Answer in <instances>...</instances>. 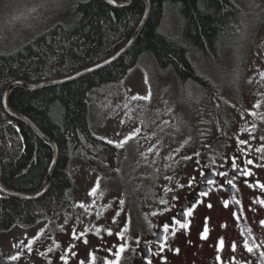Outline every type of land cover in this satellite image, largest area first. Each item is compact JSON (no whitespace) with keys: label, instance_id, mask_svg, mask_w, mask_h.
Returning a JSON list of instances; mask_svg holds the SVG:
<instances>
[{"label":"trees","instance_id":"trees-1","mask_svg":"<svg viewBox=\"0 0 264 264\" xmlns=\"http://www.w3.org/2000/svg\"><path fill=\"white\" fill-rule=\"evenodd\" d=\"M150 2L140 33L113 61L66 81L37 89L16 85L10 90V106L53 138L59 155L51 184L39 197L21 198L0 186V230L29 227L71 207L74 181L70 165L74 158L91 162L105 175L116 173L118 146L95 133L90 120V93L95 87L122 80L143 56L151 55L159 70L175 75L178 100L190 111L202 115L189 95L191 84L196 83L202 92L200 103L215 113L214 98H220L224 87L217 77L202 72L194 57L217 65L231 45L238 52L247 38L248 14L236 0ZM145 9V0H129L123 6L107 0H72L70 23L57 21L16 47L0 50V177L4 184L22 192L40 190L54 153L51 143L5 108L3 96L9 84L14 80L29 83L59 79L104 60L130 40ZM169 10L179 18V35L164 27ZM257 18H264V8ZM228 88L233 89L231 85ZM210 133H217L216 125ZM0 264L17 263L7 259L0 247Z\"/></svg>","mask_w":264,"mask_h":264},{"label":"rangeland","instance_id":"rangeland-1","mask_svg":"<svg viewBox=\"0 0 264 264\" xmlns=\"http://www.w3.org/2000/svg\"><path fill=\"white\" fill-rule=\"evenodd\" d=\"M236 1L248 14L247 38L242 40L239 51L235 53L231 45L217 65L199 61L198 57L194 60L202 72L217 77V82L224 87L220 100L221 115L227 126L229 123L225 134L231 139L236 131L244 134L247 120V124L253 126L250 128L260 136L252 137L254 148H258L264 145L261 139L264 137V75H261L264 73V18L258 20L257 16L264 8V0ZM41 4L44 7L39 8ZM33 8H39L38 12L30 13ZM165 17V29L179 35L177 14L169 10ZM72 19V0L1 1L0 50L16 47L57 21L70 23ZM176 83L170 70H159L155 59L145 55L122 80L92 90L89 99L91 124L96 134L118 146L116 173L102 175L88 162L74 158L70 165L74 181L70 190L72 206L37 225L0 230V247L6 258L18 256L13 260L18 264H45L43 249L55 250L61 237L68 240L74 231L76 235L85 231L87 225L91 249L115 248L123 241L127 243L133 220L142 218L149 224L155 216L153 213L158 214L173 196H178L179 185L185 184L182 171L185 167L195 169L197 142L203 126L199 122L204 117L210 120L213 113L200 103L202 92L198 84H191L190 99L202 109L204 117L179 102ZM230 85L233 89L228 88ZM149 94V100L133 99ZM120 142H124L122 147ZM253 154L254 160L260 159L264 165L261 159L264 153H257L255 149ZM177 176L180 177L177 179ZM98 179L97 191L90 194ZM168 188L172 191H166ZM161 199L168 203L161 204ZM261 209L263 213L264 206ZM57 229L61 230L56 232ZM78 250L82 251L83 247ZM111 253L108 249L106 255ZM96 255H91L94 261Z\"/></svg>","mask_w":264,"mask_h":264},{"label":"flooded vegetation","instance_id":"flooded-vegetation-1","mask_svg":"<svg viewBox=\"0 0 264 264\" xmlns=\"http://www.w3.org/2000/svg\"><path fill=\"white\" fill-rule=\"evenodd\" d=\"M221 102L219 97L214 98L217 109L210 121L204 116H202L204 120L199 119V123L203 125L197 142V153L200 155L195 158V169L185 167L182 171L185 184L179 190L178 199L171 200L162 211L151 218L149 224L144 223L142 218L133 220L132 227L130 226L131 236L127 237V243L125 241L121 243L129 246L126 245L125 251L119 257L116 253L121 244H117L115 248L91 249L89 246L91 237L88 235L87 225V229L81 232L83 236L80 235L81 233L75 237L72 235L68 237V240H66L67 237L65 239L61 237L55 250L43 249L42 256L45 264H65L61 256L66 258L67 264H81V262L106 264L107 261H113L114 264H148L149 261L151 264H249V262L264 264V259L259 255L261 251H264V225L260 224V221H264V212H261V207L264 205L256 202L264 200V189L258 186V183H264V167L261 166L260 159L254 160L253 152L256 148L252 138L260 136L256 135L253 128H250L253 126L247 124V120H245L244 134L236 131L232 139L225 134L229 123L227 126V122L221 116ZM222 124L223 128L218 130ZM213 125L217 127L216 134L210 133ZM241 140L248 143L240 144ZM234 157L238 158L236 162L241 165V168L244 167L247 159H252L254 163L247 167L253 175L239 176V169L234 170L231 167ZM214 170L215 172L225 171L228 177L236 175L238 178L234 181L235 187L228 185L227 178L216 175ZM179 177L177 176V179ZM193 177L194 185L190 187L188 182ZM209 177L215 179L217 184L207 185L206 179ZM220 184L224 187H219ZM206 189L208 195L198 199V193ZM236 200L240 203H235ZM209 204L212 207H208ZM183 206H193L190 215L180 214ZM165 209L170 210L165 211ZM173 216L188 226L181 228L171 219ZM165 222L171 225L167 234L162 230ZM206 227L208 231L204 238L202 234ZM59 230L61 229H57L56 232ZM165 235L167 246L163 251H159L158 246L164 243ZM221 238L224 239L222 248L219 245ZM245 239L250 245L255 244L259 247L252 253H248L243 246ZM149 240L152 241L151 245L145 243ZM78 241L80 246L77 248ZM232 242H236L235 251L232 250ZM49 243L52 246L51 242ZM81 247L83 250L79 251ZM108 249H111L112 253L106 255ZM95 253L96 261L92 262L91 255ZM217 256L220 257L219 260Z\"/></svg>","mask_w":264,"mask_h":264},{"label":"snow or ice","instance_id":"snow-or-ice-1","mask_svg":"<svg viewBox=\"0 0 264 264\" xmlns=\"http://www.w3.org/2000/svg\"><path fill=\"white\" fill-rule=\"evenodd\" d=\"M114 2H115V0H114ZM42 7H44L43 4H41L39 6V8H42ZM39 8H33V9H31L30 10V13H36V12H38ZM97 67H99V65H97ZM261 75H264V73H262ZM189 95H191V94L189 93ZM133 99L149 100L150 99V94L147 95V96H144V97L134 96ZM261 139H264V137H261ZM108 143L111 144V143H113V141L109 140ZM123 143L124 142H120L119 146L122 147L123 146ZM239 143L240 144H247L248 141L241 140V141H239ZM256 152L257 153H264V145H262L261 147L256 148ZM195 155L196 156H199L200 153H195ZM184 159H191V157H184ZM237 159L238 158H236V157L233 158V162L231 164L232 169H234V170L239 169V173H238L239 176H245V177L252 176L253 175V172L247 166L248 165H252L254 163L253 160L252 159H247L245 161L244 167L241 168V165L236 162ZM261 159H264V156H262ZM261 166H264V165H261ZM214 173L216 175H219V176H222V177H226L227 178L226 179V183L228 185H232L233 187H235L234 181L238 178L236 175H234L232 177H228V173L227 172H225V171L215 172V170H214ZM201 174L203 175V170L201 171ZM166 179H171V178L170 177H167ZM194 181H195V178L194 177L189 179V182L188 183H189V186L190 187L194 185ZM245 183H247V181H245ZM206 184L209 185V186L215 185V184H217V181L215 179L209 177V178L206 179ZM254 186H256V185H254ZM258 186L261 189H264V183H258ZM98 187H99V179L97 180V185L95 187H93V189L91 190V193L90 194L95 193L97 191V188ZM179 187L182 188V187H184V185H179ZM219 187L223 188L224 185L223 184H220ZM166 191H172V189L168 188V189H166ZM207 195H208V190L207 189L206 190H202V191H200L198 193V199L200 197H206ZM177 199H178V197L173 196V200H177ZM256 202L259 203V204H261V205H264V200H257ZM121 203H123V201H121ZM160 203L161 204H167L168 201H166L164 199H161ZM235 203L239 204L240 201L239 200H236ZM193 206H183L182 209L180 210V214L182 216H188V215H190L191 212H192V207ZM225 206H227V201H225ZM208 207H212V205L209 204ZM168 210H170V209H165V211H168ZM253 210H255V209H253ZM153 215H156V213H153ZM171 219L175 222V224H179L181 228H186L188 226L186 223H181V221L179 219H177L175 216H173ZM260 224L261 225H264V221H260ZM170 227H171V225L169 223L165 222L162 225L163 233L167 234ZM207 231L208 230H207V227H206L204 233L202 234V236L204 238H206ZM80 235L83 236L84 234L81 233ZM109 235H111V230H109ZM118 235H122V233H118ZM73 236L74 237L76 236L75 231L73 232ZM33 239H35V238H33ZM86 242L87 241H85V243ZM166 242H167V236L165 235L164 236V243H161L158 246L159 247V251H163L164 250V248L167 246V243ZM137 243H139V240H137ZM145 243L151 245L152 244V241H150V240L149 241H145ZM219 245H220L221 248L223 247V245H224V239L223 238H221L219 240ZM243 246H244V248L246 249V251L248 253H252L255 248H258L259 247V245H255V244L250 245L247 239L244 240ZM231 247H232V250L235 251L236 250V247H237L236 242H232ZM125 248H126V245L125 244H121L120 245V249L116 253L117 257H119L120 254L125 251ZM29 250H31L30 245H29ZM48 251H52V249L49 248ZM69 251H70V249H69ZM149 251H151V248H149ZM259 255H260V257L262 259H264V251H261L259 253ZM10 259L16 260V259H18V256H13ZM61 259L62 260H65V264H67L66 258L64 256H61ZM219 259H220V257L217 256V260H219ZM92 260L94 262V260H95V257L94 256L92 257ZM81 264H83V262H81ZM106 264H114V262L113 261H107ZM148 264H151V261H149ZM249 264H250V262H249Z\"/></svg>","mask_w":264,"mask_h":264},{"label":"water","instance_id":"water-1","mask_svg":"<svg viewBox=\"0 0 264 264\" xmlns=\"http://www.w3.org/2000/svg\"><path fill=\"white\" fill-rule=\"evenodd\" d=\"M107 1H109L112 4L117 5V6H123L129 2V0H115V2H114V0H107ZM145 1H146V9H145L144 15L142 17V20L138 24L134 34L130 38V40L125 45H123L117 52H115V54L112 55L111 57L106 58V59H104V60H102V61H100L94 65L83 68L81 70V72H79L78 74H82V73L85 74L87 72L93 71V70L113 61L115 58L120 56L133 43V41L136 39L138 32L140 31V29L144 25L146 18H147V15H148L149 10H150V6H151L150 0H145ZM97 65H99V67H97ZM78 74H71L70 76L65 77L63 79H55V80H51V81H47V82H29V83L26 82L25 83V81H23V80H14L13 82H11L9 84L8 88L5 90L4 96H3L5 108L14 116H17V117L24 119L34 131H36L46 141L51 143L54 147V156L51 160V163H50L48 171H47V178H46L45 185L40 190L35 191V192H22V191L13 189L10 186H7L6 184H4L1 180V177H0V186L3 189L13 193L16 196L21 197V198L32 199V198L39 197L40 195H42L43 193H45L48 190V188L51 184L52 176H53V168H54V165L58 159V154H59L58 144L56 143V141L53 138H51L45 132H43L29 117H27L26 115H24L23 113H21L19 111H16L15 109H13L10 106L9 101H8V94H9L10 90L16 85H19V86L26 88V89H37V88H40L42 86L48 85L50 83L61 82V81H66L68 79L75 78ZM0 170H1V164H0Z\"/></svg>","mask_w":264,"mask_h":264},{"label":"bare ground","instance_id":"bare-ground-1","mask_svg":"<svg viewBox=\"0 0 264 264\" xmlns=\"http://www.w3.org/2000/svg\"><path fill=\"white\" fill-rule=\"evenodd\" d=\"M143 27V26H142ZM142 29V28H141ZM141 29H140V31H141ZM140 31L138 32V34L140 33ZM134 34V33H133ZM138 34H137V36H138ZM136 36V37H137ZM115 54V53H114ZM114 54H112V55H114ZM111 55V56H112ZM111 56H109V57H111ZM109 57H107V58H109ZM106 59V58H105ZM83 69V68H82ZM82 69H80V70H78V71H76V72H74V73H72V74H78L79 72H81V70ZM83 74V73H82ZM71 75V74H70ZM70 75H68V76H70ZM79 75H81V74H78L77 76H79ZM68 76H65V77H68ZM76 76V77H77ZM65 77H61V78H59V79H63V78H65ZM47 81H51V80H45V81H40V82H47ZM26 83V82H25ZM51 84V83H50ZM8 88V87H7ZM6 88V89H7ZM25 115V114H24ZM27 116V115H26ZM28 117V116H27ZM30 118V117H29ZM31 119V118H30ZM32 120V119H31ZM33 121V120H32ZM34 122V121H33ZM35 123V122H34ZM36 124V123H35ZM37 125V124H36ZM38 126V125H37ZM39 127V126H38ZM40 128V127H39ZM41 129V128H40ZM42 130V129H41ZM54 148V147H53ZM59 155V154H58ZM53 156H54V153H53Z\"/></svg>","mask_w":264,"mask_h":264}]
</instances>
